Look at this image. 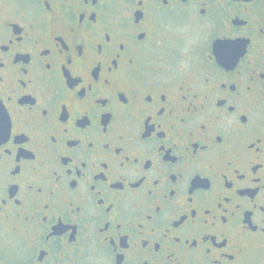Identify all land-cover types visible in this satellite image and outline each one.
Here are the masks:
<instances>
[{"label":"flooded vegetation","instance_id":"obj_1","mask_svg":"<svg viewBox=\"0 0 264 264\" xmlns=\"http://www.w3.org/2000/svg\"><path fill=\"white\" fill-rule=\"evenodd\" d=\"M0 264H264V0H0Z\"/></svg>","mask_w":264,"mask_h":264}]
</instances>
